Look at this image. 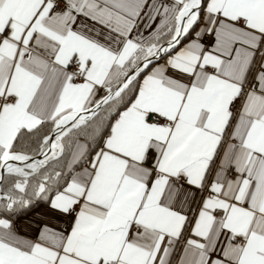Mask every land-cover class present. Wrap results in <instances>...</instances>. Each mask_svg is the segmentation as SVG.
<instances>
[{
  "label": "snow or ice",
  "instance_id": "snow-or-ice-1",
  "mask_svg": "<svg viewBox=\"0 0 264 264\" xmlns=\"http://www.w3.org/2000/svg\"><path fill=\"white\" fill-rule=\"evenodd\" d=\"M0 264H264V0H0Z\"/></svg>",
  "mask_w": 264,
  "mask_h": 264
}]
</instances>
